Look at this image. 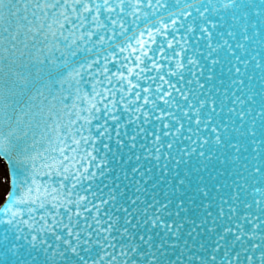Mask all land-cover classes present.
<instances>
[{
	"label": "snow or ice",
	"instance_id": "1",
	"mask_svg": "<svg viewBox=\"0 0 264 264\" xmlns=\"http://www.w3.org/2000/svg\"><path fill=\"white\" fill-rule=\"evenodd\" d=\"M223 7L0 0V264H264V88L242 139L215 122L223 37L264 25V0Z\"/></svg>",
	"mask_w": 264,
	"mask_h": 264
},
{
	"label": "water",
	"instance_id": "2",
	"mask_svg": "<svg viewBox=\"0 0 264 264\" xmlns=\"http://www.w3.org/2000/svg\"><path fill=\"white\" fill-rule=\"evenodd\" d=\"M227 2L228 0H214V3H216L217 8L219 9V14L224 15L226 19L230 21L232 10L230 8L224 9L223 7L224 3ZM256 2L258 3L259 0H256ZM158 11L163 12L164 10L158 9ZM149 12H151V10H149ZM164 14L167 15V13ZM126 18L129 23H131V21L134 19L132 15H127ZM158 18L159 17L157 16L156 19ZM237 21L238 23L233 29L235 35L231 38L227 36L223 37V39L228 40V42L232 45L233 49L236 51V57L231 59L230 64L227 61H224L216 67L215 92L217 94V115L215 117V122L217 124H220L221 120L224 122L223 124H221V129L227 127L228 132L226 138L235 137L236 139H242L241 133L244 131L245 128L251 126V124L254 122L253 115H256L258 113L259 96H257V93H259L261 89L264 88V72H262L260 67L257 66V62L261 61L262 56H264V40H262L261 36H256L253 39H249L248 37L253 36V31L260 33L264 25H260L257 18H255L254 16H249L248 21L240 20L239 17H237ZM136 24H138L142 30L145 27H151L152 21L149 20L148 24L146 25L144 23L143 13H141V18L136 19ZM254 25L256 26L255 28H253ZM132 26L133 28H135V25ZM227 26L228 25L225 24V27ZM245 31H247V37L242 35ZM129 35H131V33H129ZM179 35L180 33H177V36ZM238 42L243 47L237 48L236 45ZM191 45L195 46L200 52L207 51V49L203 46L204 41L202 40L199 42L194 40L191 42ZM153 47L155 48V46ZM168 51L170 55L171 50ZM187 55L188 57H191L193 59L196 58V53L192 51L191 46ZM223 55L224 54L221 53V56ZM109 67L111 68L112 66L109 65ZM229 67H232L233 69H235V67H239L240 71L239 73H236L234 70L232 72H229ZM221 68H223V73H221L220 71ZM166 69L167 65H165V70ZM185 73L186 79H191V74L187 73V70H185ZM44 79L46 80L47 77H44ZM44 91L45 95H48L47 90ZM253 98L256 99V103L252 102ZM49 100H51V97H49ZM41 102L46 106L48 105V100H44L43 97H40L37 101V103ZM221 108L223 109L222 111ZM245 113L248 114L245 115ZM239 116H243L244 119L240 120ZM255 123L258 127L259 121L257 120L255 121ZM242 124L244 125V128H241ZM233 129H236V131H233ZM233 142H235V140H233ZM244 142L248 143V141ZM259 144L260 140L257 137L256 145L258 146ZM187 145L188 142H185V146ZM216 148H220L221 151L224 150L222 145L215 144V140L213 137L214 152L216 151ZM245 155H247V153H245ZM10 156L12 157V160L0 154V161L6 166L8 174L13 167L12 161L16 158L15 151L10 153ZM237 167H239V165H237ZM237 179L240 178L237 177ZM240 182L243 184L242 179H240ZM228 183L231 184V179H229ZM9 191L10 188L8 187L6 198L8 196ZM232 191L233 194H235L234 187ZM6 198L1 205L5 204ZM2 227L4 226L0 225V228Z\"/></svg>",
	"mask_w": 264,
	"mask_h": 264
},
{
	"label": "rangeland",
	"instance_id": "3",
	"mask_svg": "<svg viewBox=\"0 0 264 264\" xmlns=\"http://www.w3.org/2000/svg\"><path fill=\"white\" fill-rule=\"evenodd\" d=\"M8 190V175L6 167L0 163V203L6 196Z\"/></svg>",
	"mask_w": 264,
	"mask_h": 264
}]
</instances>
